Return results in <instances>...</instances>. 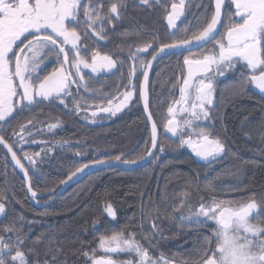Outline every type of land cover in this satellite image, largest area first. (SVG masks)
<instances>
[{
  "label": "snow or ice",
  "instance_id": "snow-or-ice-1",
  "mask_svg": "<svg viewBox=\"0 0 264 264\" xmlns=\"http://www.w3.org/2000/svg\"><path fill=\"white\" fill-rule=\"evenodd\" d=\"M151 2L140 0L145 6ZM99 4L100 0H89L87 3L83 0H0V147L10 154L14 167L23 172L27 182L26 191L30 192L32 199L36 198L37 192L33 190L29 173L31 169L35 175V157L41 153L18 156L14 149L17 144L28 142L27 138L32 136L28 129L34 125L31 121L27 125L22 124L19 131H13L12 137H7L2 134L3 124L8 122L14 112H23L43 101L58 100L64 104L68 97L74 95L73 85H76L77 92L81 87L87 90L82 68L96 73L101 69H117L118 63L121 68L124 66L123 61L118 62L108 55L100 56L93 52L91 62L81 55L82 34L76 30L81 26V14L84 17V38L89 36L88 29H92L93 35L104 39L103 27L96 31L97 24L103 25L113 18L118 19L125 8L123 0H118L105 13ZM214 5V11L211 12L205 5V11L196 19V24L182 29L177 21L184 16L186 5L183 0L179 5L172 3L166 19L167 26L173 30L168 34L173 42L159 43L153 35L152 43L130 49L128 59L132 63L126 76L128 82L122 85L125 91L107 99V106L103 102L92 105L96 108L90 113L92 120L95 122L98 116H116L129 106L137 92L138 99L143 101L148 112L149 69L153 61L176 50L188 52L189 55L184 56L180 65L182 75L176 83L179 99L169 106L170 118L163 127L166 132L179 137V147L186 146L197 158L203 161L219 158L225 152L224 142L212 138V134L199 127L198 122L212 119L209 110L214 106L215 83L236 70L237 64L244 69L238 90L243 92L251 86L264 94V0H214ZM193 47L201 48L202 51L193 54ZM150 50L152 59H143L142 56ZM83 51L87 52L88 49L84 48ZM49 58L54 60V66L47 74L41 75V72L46 71ZM185 69L186 75L183 74ZM121 78L125 77L122 75ZM73 103V111L80 113L84 109V118L88 119V106L75 99ZM147 119L152 123L151 149L146 150V156L139 160H124L122 156L93 159L69 171L66 179L60 181L61 185L74 180L89 168L111 167L113 164L135 165L155 156L152 149L158 145V126L151 112H148ZM57 126L50 124L48 130ZM50 150L45 148L42 152L47 155ZM163 150L161 147L160 151ZM5 204L6 195L0 192V214L6 212ZM184 207H187L188 214L179 216L181 223L193 222L195 218L197 224L213 222L215 227L203 237L195 250L196 258L182 261L181 264H264V238H261L264 236V222L253 223L254 210L258 208L254 197L246 203L212 197L208 202L201 200L195 211L186 203ZM259 208L264 210V199L260 201ZM102 213L112 219L117 215L111 203L103 207ZM255 214L258 216L259 212ZM153 228L156 229V225ZM3 231L17 234L15 240L11 236L0 235V264H36L29 260V254L35 253L39 239L33 241V246L26 252L22 250L26 237L12 227ZM147 240L151 244L152 237H147ZM99 248L105 255L97 257L95 250L91 256L84 253L91 264H170L163 254L159 258L151 257L148 249L133 235L125 237L123 233H118L111 237L101 236ZM121 253L134 255L138 259L117 261L108 255ZM50 264H57L55 257Z\"/></svg>",
  "mask_w": 264,
  "mask_h": 264
},
{
  "label": "trees",
  "instance_id": "trees-1",
  "mask_svg": "<svg viewBox=\"0 0 264 264\" xmlns=\"http://www.w3.org/2000/svg\"><path fill=\"white\" fill-rule=\"evenodd\" d=\"M158 27L154 30L159 36L169 38L163 20L162 26ZM126 30L115 34L107 45L99 46V51L115 58L117 49L115 52L121 57L122 50L132 47L126 39L130 35H126ZM123 33L126 35L124 39L120 37ZM152 37L147 39L151 43ZM133 38L134 47L143 45L141 36L137 38L135 34ZM169 42L162 41L163 44ZM151 53L152 50V57ZM182 56L164 58L152 72L150 109L161 137L157 154L147 166L132 171L115 168L93 172L72 185L53 203L39 208L30 201L21 175L0 152V192L6 195V212L0 218V235L11 236L15 240L16 232L6 233L3 229H17L21 236L26 237L23 247L26 252L33 246V241L39 239L40 243L35 245V257L52 255L57 263L79 261L84 253L98 248L101 236L111 237L118 233L125 237L133 235L144 245L150 244L147 237L151 236L150 245L163 249L167 254L183 260L195 259L196 243L200 245L204 236L196 240L192 226L179 220L180 209L184 198L195 190V184L201 183V188L207 189L210 173L207 165L196 161L192 152L179 147V140L166 134L163 127L168 119V108L177 95L176 83L182 75ZM123 61L128 62L126 58ZM126 74L124 69L119 76L126 77ZM136 102L131 110L112 122L96 124L80 122L73 109L39 104L35 110L37 114L31 120L34 121L32 130L44 127L50 118L58 119L63 123L59 140L79 141L80 145L69 147V152L78 148L79 152L75 154L58 151L40 163L35 175L30 170L33 190L41 195L54 190L61 180L66 179L69 171L93 159L122 156L124 160H139L146 156V150L151 148L150 128L138 98ZM242 112L245 111H237L228 118L233 134L238 132ZM261 125L257 127L260 129ZM161 147L163 151H160ZM22 151L17 155L29 154L32 149L24 145ZM240 154L241 158L232 153L228 163L214 170V180H229L231 191L242 190V187L261 189L264 186V152ZM25 166L28 167L26 162ZM51 197L38 200L45 203ZM107 203L116 210L115 219L102 213ZM140 230H143L144 237Z\"/></svg>",
  "mask_w": 264,
  "mask_h": 264
},
{
  "label": "flooded vegetation",
  "instance_id": "flooded-vegetation-1",
  "mask_svg": "<svg viewBox=\"0 0 264 264\" xmlns=\"http://www.w3.org/2000/svg\"><path fill=\"white\" fill-rule=\"evenodd\" d=\"M83 2L87 3L89 0H83ZM118 0H100V4L98 6H102L105 10V13L107 12L108 7L112 3H117ZM181 0H152L150 5L145 6L140 3V0H123V3L125 4V8L122 10L120 17L113 18L111 22H106L103 25L97 24L96 31H99L101 27H103V35L104 39H100L98 36L93 35L92 29H88L89 36L87 39L84 38L83 32H84V24L83 20L84 17L81 14V26L76 28L77 32H80L81 35V41H82V47H81V55L84 56L85 59H87L89 62H91V56L93 52L98 53L100 56L108 55L111 56L113 60L116 61H123L124 58H126V61L124 62V66L121 68L119 66V63L117 65V69H113L111 71L101 69L99 71V74H94L90 71H87V69L82 68V75L84 76L85 81L88 84V89L85 90L83 87L79 89V92H77L76 85L72 86V93L73 96L68 97L65 100L64 104H61L58 100L55 102H49V101H43L39 104H46L47 106H53V107H67L65 108H74L73 100L79 101L85 105H87L89 108L92 107V105H97L96 103L101 100V94L103 93L101 90L104 89V92H111L118 90L119 91V82L122 84L127 83L126 77L122 79V75H120L121 70H126L128 72L129 68L131 67V61L128 59L129 56V50H135L138 47H143L146 43L149 42V37L155 35L158 38L159 43H162L163 39L170 41L169 43L173 42L172 38H162L159 36V34L154 30L158 29V26H162V20L164 25L166 26L169 33L173 31L171 28L167 26V19L166 16L168 12L171 11V4L176 3L179 5ZM184 5L186 7L184 8V16L177 21V24L180 28H185L189 25H195L196 19L201 16L202 13L205 11V5L208 6L209 12L214 11V0H183ZM153 28V30H151ZM124 29H127L128 32L126 35L130 34L126 39L128 42H131V46L127 50H122L120 52V55H117V53L114 51V56L109 55L108 53L102 54L101 51H99V46L107 45L110 41L113 40V36L117 33H122ZM121 30V31H120ZM119 31V32H118ZM137 34V38L140 36L142 37V46L134 47L133 36ZM191 33H189L190 35ZM125 35V36H126ZM124 33L120 37L124 39ZM168 44V43H167ZM87 48L88 51L84 52L83 49ZM202 51V49H198L196 51H192L193 54L199 53ZM151 52V50H150ZM150 52L146 53L142 56L145 60H150ZM125 53V54H124ZM177 55H183L182 60L184 59V56H188L189 53H181ZM173 56V55H171ZM169 56V57H171ZM122 58V59H121ZM167 58V57H166ZM120 59V60H119ZM183 63V61H182ZM47 68L46 71L41 72V75L47 74V71H51L52 67L54 66V60L52 58H49V61L46 62ZM244 71L242 69L240 64H237L236 70L229 72L225 77L219 78L215 83V92H214V106L210 108L212 110V119L210 125L207 127L208 131L210 130V133L212 134V138H219L222 142L225 144V152L222 154V156L214 161L210 162H203L201 160H198L196 157V161L203 163L207 165V168L209 169V175L211 180L207 183V189L201 188L200 184H195V190L191 194V206L193 211L199 208V204L201 200L208 202L211 200L212 197H216L217 199H223V200H233L238 203H246L251 200V198H255L258 204V208L254 210L253 214V223H256L258 221L264 222V210H261L259 208L260 201L264 199V186L261 189H249L247 190L245 187L239 188V190L231 191L232 183L229 180H214V170L220 168L223 164H226L230 161L231 154H236L237 157L241 158L240 152H264V143L262 142L264 140V94H261L257 89L254 87H247L244 89L243 92H240L238 90V85L241 80V72ZM184 74L186 75V69L184 71ZM127 76V74H126ZM142 75L140 76V80L142 81ZM95 93L93 96L92 94ZM112 95H108V97H111ZM138 98V96H137ZM179 99V90L177 91V95L173 102L175 100ZM95 104H93V103ZM173 102L171 106L173 105ZM141 103V101H140ZM39 104H36L32 106L30 109H25L23 112H14L12 117L9 118L8 122L6 124H3L4 127V135L7 137H12L13 131H19L20 125H27L29 121H31L37 112L35 111ZM87 107V108H88ZM96 110V108L94 107ZM244 110L245 112H242L243 116L240 119L238 124V132L232 133L229 129L228 122H229V116L237 111ZM31 111H34L31 113ZM26 115V116H24ZM76 115L80 122L85 123L84 117V109H81L80 113L76 112ZM32 116L30 119L29 117ZM29 119V120H28ZM27 120V121H26ZM48 121L50 123L56 122L59 124L56 129H62L63 123L54 118H50ZM113 120H109L106 122H112ZM32 123L34 121H31ZM49 123V124H50ZM262 124V125H261ZM148 125V124H147ZM260 126V129L257 127ZM36 126H38L36 124ZM149 127V126H148ZM37 129V127H36ZM32 130V128H31ZM259 134L257 135V133ZM59 132L54 135L53 138L60 139ZM11 142V141H10ZM32 143V142H31ZM25 147H31L32 144L23 143V144H17L16 149L17 152H23V146ZM37 146V145H36ZM252 147H254L252 149ZM19 149V150H18ZM0 152H3L5 154V158L8 160V156L6 154V150L2 147H0ZM195 156V155H194ZM9 161V160H8ZM236 187V186H234ZM255 190L256 193H252V191ZM184 201L182 204V207L184 205ZM182 207L180 211L182 212ZM259 212V215L257 216L255 213ZM182 215V213L180 214ZM195 219V218H194ZM188 222L186 223L190 224L192 226V230L194 231V236L196 240L201 237L208 235L212 228L215 227V224L213 222H209L207 225L201 223L197 224L194 222ZM153 225V224H152ZM157 231V230H156ZM163 231V230H162ZM154 232V230H153ZM164 232V231H163ZM140 235L144 237L143 230L139 231ZM158 233V232H155ZM261 238H264L262 236ZM135 239L139 241L136 237ZM141 244L142 242L139 241ZM144 248L148 249L149 255L151 257L159 258L161 254L164 255L165 259L170 260V264H181L182 261H185L177 256L169 255L166 252H164L163 249L157 248L155 246H152L150 244H142ZM199 247L198 242L196 243L195 249ZM181 249V247H179ZM176 248V249H179ZM23 250V249H22ZM94 251V250H93ZM93 251L89 252V256L92 255ZM96 256L99 257L101 255H105L102 249L98 248L95 249ZM196 253V251H195ZM111 255V258L117 261H128V260H137L138 258L134 255H129L125 253H121L119 255L117 254H108ZM39 256V255H38ZM40 257V256H39ZM42 257L47 259H42ZM196 258V254H195ZM53 259L52 255L47 256H41L39 259L35 257L34 254H29V260L36 262V264H50L51 260ZM57 264H91V260L88 256L82 255L79 261L75 262H66V263H57Z\"/></svg>",
  "mask_w": 264,
  "mask_h": 264
},
{
  "label": "rangeland",
  "instance_id": "rangeland-1",
  "mask_svg": "<svg viewBox=\"0 0 264 264\" xmlns=\"http://www.w3.org/2000/svg\"><path fill=\"white\" fill-rule=\"evenodd\" d=\"M91 69H87V71H90ZM91 72V71H90ZM93 73V72H92ZM94 74H99V72H96V73H93V77H94ZM128 82V81H127ZM127 84V83H126ZM122 83L119 82V91L118 90H115L113 91V93L109 94V95H112L111 97H108L107 94H104V89H102L101 91L103 92L101 94V100L99 102H97L96 104L99 105L101 104L102 102L104 103L105 106H107V99H112L113 97L115 96H118L120 93H122L123 91H125V89L122 87ZM93 96L95 95V93L92 94ZM138 96V92L136 95L133 96V100L129 103V106L127 108H125L123 111L117 113L116 116H98L97 119L95 120V122L92 120L91 116H90V113L92 111H96L94 109V107H91V108H87V112L89 114L88 116V119H85L83 117V119L85 120L86 123L88 124H96V123H102V122H106V121H109V120H115L116 118H118L120 115H122L123 113H125L126 111H129L131 110L135 104L137 103L136 102V98ZM215 100V98H214ZM114 102H118V101H114ZM93 103V102H92ZM95 104V103H93ZM178 107V106H177ZM210 115L212 116V110L210 109ZM168 118L169 115H168ZM178 119H180L181 117H177ZM51 121V120H49ZM50 122H46L44 124V127L40 126L38 127V129H33L31 130L28 129L29 132L32 133V136L30 138H27L28 139V144H32L33 146L29 147L30 149H32V151H30L31 153H29V155H34L35 153H41V155L39 157H35V160H36V163H35V173L38 172V169L40 167V163H42L43 161H46L47 159H49L50 157H52L55 153H57L58 151H63L65 154H75V152H79L77 149L75 151L72 150V152H69V147L72 145L74 147L76 146H79L80 143L79 141H71V140H59L58 138H53L54 135L57 133V131L59 132V130L61 129H56L53 128L51 129V131L48 130V126L50 124H57L56 122H53V123H50ZM211 123V120L210 121H203V122H198L199 124V127H202V128H205L208 130V126L210 125ZM59 125V124H58ZM208 127V128H207ZM210 132V130H209ZM39 133V134H37ZM166 134H168L169 136H171L172 138H175V139H178L179 140V137H176V136H173L171 133H168L165 131ZM35 141V142H33ZM39 141H45L46 143H39ZM32 142V143H31ZM58 142H63V144L61 145L60 143ZM180 142V140H179ZM82 143V142H81ZM37 145V146H36ZM45 148H48V149H51L50 151L47 152V155H45L43 152H42V149H45ZM183 149H185L187 152H191V150L189 148H187L186 146L185 147H182ZM223 154V153H222ZM222 154L219 156V158L222 156ZM194 155V153H193ZM196 157V156H195ZM197 158V157H196ZM217 158V159H219ZM198 160H201L199 158H197ZM217 159H214V160H217ZM214 160H211V161H214ZM203 161V160H201ZM203 162H210V161H203ZM31 170V169H30ZM17 171V170H16ZM32 171V170H31ZM18 172V171H17ZM19 173V172H18ZM52 198V197H51ZM39 203H41L39 200H38ZM184 202L191 206V195H187L185 198H184ZM184 203V204H185ZM192 207V206H191ZM183 215H187L188 214V209L187 207H182V212H181ZM3 216V214H0V218Z\"/></svg>",
  "mask_w": 264,
  "mask_h": 264
},
{
  "label": "water",
  "instance_id": "water-1",
  "mask_svg": "<svg viewBox=\"0 0 264 264\" xmlns=\"http://www.w3.org/2000/svg\"><path fill=\"white\" fill-rule=\"evenodd\" d=\"M198 49H200V48L193 47L191 51H196V50H198ZM183 53H185V52H183ZM177 54H181V52H180L179 50H176L175 53H169V54H167V55L162 56V58H160V59H158V60H156V61H153V63H152V67L149 69V91H148V96H149V108H148V112H151V109H150V81H151L152 72H153L155 66H156L161 60H163L164 58L169 57V56H171V55H177ZM151 59H152V57H151ZM151 59H150V60H151ZM142 80H143V78H142ZM140 101H141V106H142V108H143V112H144V115H145V118H146V122H147V124H148V126H149V128H150V134H151V123H152V122L149 121V120L147 119L148 112L145 111L143 101H142V100H140ZM151 114H152V113H151ZM152 118H153V120H154L153 115H152ZM160 137H161V134H160L159 128H157V140H158V145H157V148H156V149H152V151L155 153V156H156L157 151H158V147H159V143H160ZM2 148H3V147H2ZM150 149H151V148H150ZM5 150H6V149H5ZM6 154H7V156H8L9 163L14 167V162L11 161L10 154H9L8 152H6ZM146 155H147V154H146ZM155 156L150 157V158H148V159H144L143 161H141V162H139V163H137V164H135V165H131V164H113L111 167H104V166H101V167H99V168H95V169L89 168V169H87L84 173L79 174L74 180L68 182L67 184H63V185L60 184V185L57 186L54 190H52V191H50V192H48V193H46V194L41 195V194H38V193H37V196H36V198H34V199L30 198L31 194H30V192H28V191H27V195H28L30 201H31L35 206H37V207H39V208L46 207V206L50 205L51 203H53L54 200H55L56 198L62 196V195H63V194H64V193H65V192H66V191L72 186V185L76 184V183L79 182L81 179H83L85 176H87V175H89V174H91V173H93V172H96V171H99V170L115 169V168H122V169L127 170V171L137 170V169H140V168H142V167H144V166H147L148 164L152 163L153 160H154V158H155ZM14 168L19 172V174H20L21 177L23 178V180H24V182H25V188H27V182L25 181V177H24V175H23V172L20 171L19 168H16V167H14ZM29 175H30V174H29ZM49 196H52V198H51L49 201H47V202H45V203H39V202H38V199H40V198H44V197H49Z\"/></svg>",
  "mask_w": 264,
  "mask_h": 264
},
{
  "label": "bare ground",
  "instance_id": "bare-ground-1",
  "mask_svg": "<svg viewBox=\"0 0 264 264\" xmlns=\"http://www.w3.org/2000/svg\"><path fill=\"white\" fill-rule=\"evenodd\" d=\"M55 200H56V199H55ZM55 200H54V201H55Z\"/></svg>",
  "mask_w": 264,
  "mask_h": 264
}]
</instances>
